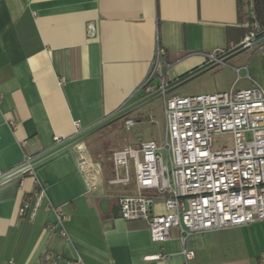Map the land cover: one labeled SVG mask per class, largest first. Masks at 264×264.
<instances>
[{
	"label": "crops",
	"instance_id": "1",
	"mask_svg": "<svg viewBox=\"0 0 264 264\" xmlns=\"http://www.w3.org/2000/svg\"><path fill=\"white\" fill-rule=\"evenodd\" d=\"M252 16L249 0H0V171L34 156L47 193L31 222L19 208L34 180L23 190L17 178L0 185V264H183L178 229L157 243L146 221L120 218L126 191L108 188L109 166L84 142L89 172L72 147L41 157L73 138L76 122L88 129L145 98L158 46L170 83L208 63L204 53L240 45ZM52 208L66 215L68 237L50 230ZM254 225L190 236L191 264H246L233 249ZM155 255L164 258L146 259Z\"/></svg>",
	"mask_w": 264,
	"mask_h": 264
},
{
	"label": "built area",
	"instance_id": "2",
	"mask_svg": "<svg viewBox=\"0 0 264 264\" xmlns=\"http://www.w3.org/2000/svg\"><path fill=\"white\" fill-rule=\"evenodd\" d=\"M251 32L242 43L256 37ZM236 46L232 45L231 49ZM226 51L204 53L208 62L220 63ZM166 52L158 46L140 92L145 97L160 94L164 99L165 129L162 141H141L136 147L114 150L108 157L110 190L126 193L118 198L120 218L125 221L144 220L148 223L153 242L164 243L178 229L182 245L183 264H191L197 256L189 248L188 239L194 234L245 227L264 222V86L248 75L251 85L236 90L242 79L241 68L235 67L238 78L228 92L192 96L165 93L170 65ZM247 68V67H245ZM149 118H154L153 114ZM127 119L124 128L130 131L136 124ZM81 123H75V135L81 133ZM232 136V146L215 148V137ZM80 155L81 167H93L85 144L72 147ZM36 160L26 155L20 165L0 171V185L17 178L24 189L29 178L34 189L24 195L19 215L34 222L45 200V189L35 174ZM101 169V164L96 165ZM135 188V193L130 189ZM163 206L159 212L157 205ZM57 218L51 231L68 237L66 215L52 208ZM50 257H45L46 263ZM164 255L147 257L163 259ZM71 264H85L77 257Z\"/></svg>",
	"mask_w": 264,
	"mask_h": 264
},
{
	"label": "rangeland",
	"instance_id": "3",
	"mask_svg": "<svg viewBox=\"0 0 264 264\" xmlns=\"http://www.w3.org/2000/svg\"><path fill=\"white\" fill-rule=\"evenodd\" d=\"M235 67L241 68L239 76L242 78L234 89L247 88L251 82L248 75L253 80L264 86V43L244 52L226 64H221L216 68L193 79L174 93L168 94L170 98L175 95L192 96L200 94H215L218 92H228L233 88L238 74ZM247 67V68H245ZM153 114L154 118H149ZM136 124L130 130L124 129V120L113 123L100 132L92 135L84 141L92 158L96 161H106L114 150L123 149L127 146H136L140 140L162 141L165 129L164 99L159 98L142 109L141 119L134 116ZM215 148H229L232 146V136L222 135L215 137ZM128 148V147H127ZM135 193V188L130 189ZM240 246H235L239 257L246 259V264H264V222H259L248 229L237 232ZM231 251V250H230ZM229 251V252H230Z\"/></svg>",
	"mask_w": 264,
	"mask_h": 264
},
{
	"label": "water",
	"instance_id": "4",
	"mask_svg": "<svg viewBox=\"0 0 264 264\" xmlns=\"http://www.w3.org/2000/svg\"><path fill=\"white\" fill-rule=\"evenodd\" d=\"M263 43H264V35L262 37H260L258 35L256 37L252 38L250 40L249 44L241 43L240 45L236 46L232 50H229L226 53H224L223 55H221L219 57L220 63L219 62H217V63H212V62L205 63L204 65L194 69L193 71L189 72L188 74L180 77V79L178 78V79L170 82L168 84V87H167V90L165 93L167 95L174 93L175 91H177L178 89H180L181 87H183L184 85H186L187 83L192 81L193 79L198 78L202 74L216 68L217 66H219L221 64L228 63L229 61H231L234 58L238 57L239 55L243 54L244 52H246V51L250 50L251 48H254L258 45H261ZM161 97L162 96L160 94H155V95L141 99L140 101L134 103L133 105L126 107V109H123V110L111 115L110 117L100 121L96 125L88 128V129L83 130L81 133L75 135L73 138L69 139L68 141H65L64 143L57 145L56 147H54L50 151L43 154L41 159L49 158L52 155H54V154H56L62 150L69 149L78 143L84 142L86 140V138L88 139L92 135L100 132L104 128L112 125L113 123L115 124L117 122L124 120L125 118L127 119V117H129L130 115H132L138 111H141L144 107H146L147 105L151 104L152 102H154L155 100H157ZM104 204H106V203H104Z\"/></svg>",
	"mask_w": 264,
	"mask_h": 264
},
{
	"label": "trees",
	"instance_id": "5",
	"mask_svg": "<svg viewBox=\"0 0 264 264\" xmlns=\"http://www.w3.org/2000/svg\"><path fill=\"white\" fill-rule=\"evenodd\" d=\"M252 7L253 16L249 17L250 24H253L254 27H248L243 36L251 32H256V35L262 37L264 35V0H249ZM254 30V31H253ZM239 44V43H237ZM236 46V45H234Z\"/></svg>",
	"mask_w": 264,
	"mask_h": 264
},
{
	"label": "bare ground",
	"instance_id": "6",
	"mask_svg": "<svg viewBox=\"0 0 264 264\" xmlns=\"http://www.w3.org/2000/svg\"><path fill=\"white\" fill-rule=\"evenodd\" d=\"M91 167H86L85 170L90 171Z\"/></svg>",
	"mask_w": 264,
	"mask_h": 264
}]
</instances>
